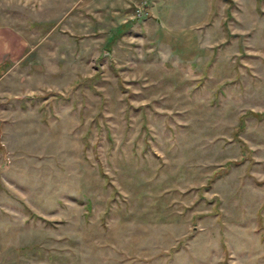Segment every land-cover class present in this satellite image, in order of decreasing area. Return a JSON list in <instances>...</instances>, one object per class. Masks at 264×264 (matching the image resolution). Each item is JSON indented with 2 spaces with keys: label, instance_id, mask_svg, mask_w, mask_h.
Returning <instances> with one entry per match:
<instances>
[{
  "label": "rangeland",
  "instance_id": "rangeland-1",
  "mask_svg": "<svg viewBox=\"0 0 264 264\" xmlns=\"http://www.w3.org/2000/svg\"><path fill=\"white\" fill-rule=\"evenodd\" d=\"M10 21L0 264H264V0H0Z\"/></svg>",
  "mask_w": 264,
  "mask_h": 264
},
{
  "label": "crops",
  "instance_id": "crops-1",
  "mask_svg": "<svg viewBox=\"0 0 264 264\" xmlns=\"http://www.w3.org/2000/svg\"><path fill=\"white\" fill-rule=\"evenodd\" d=\"M30 48L24 34L15 23L11 21L0 23V65L7 66L5 73L0 74V81L4 79L7 72H11L25 60Z\"/></svg>",
  "mask_w": 264,
  "mask_h": 264
}]
</instances>
